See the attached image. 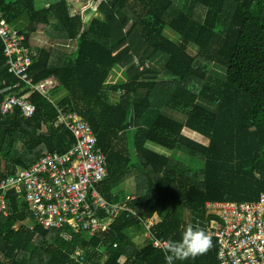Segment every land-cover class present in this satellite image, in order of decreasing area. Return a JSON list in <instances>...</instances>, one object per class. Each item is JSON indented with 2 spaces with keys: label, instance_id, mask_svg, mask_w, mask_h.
<instances>
[{
  "label": "trees",
  "instance_id": "16d2710c",
  "mask_svg": "<svg viewBox=\"0 0 264 264\" xmlns=\"http://www.w3.org/2000/svg\"><path fill=\"white\" fill-rule=\"evenodd\" d=\"M67 1L0 0V18L34 49L32 80H59L52 102L24 84L11 89L19 77L0 38V181L45 153L71 148L76 138L55 125L62 109L88 121L106 154L105 198L125 200L130 180L136 199L115 219L97 210L109 223L104 234L64 238L35 223L23 196L9 191L0 264H165L152 240L136 241L148 219L159 218L155 238L179 240L190 223L208 230V202L254 201L264 193V0H103L101 17L88 23L71 15ZM40 31L50 45L35 47ZM71 42L75 47L63 48ZM13 94L35 105L30 118L19 108L2 113ZM212 240L206 254L177 264H218Z\"/></svg>",
  "mask_w": 264,
  "mask_h": 264
},
{
  "label": "built area",
  "instance_id": "2783aa9c",
  "mask_svg": "<svg viewBox=\"0 0 264 264\" xmlns=\"http://www.w3.org/2000/svg\"><path fill=\"white\" fill-rule=\"evenodd\" d=\"M101 0H76L77 12L97 14ZM81 4V5H80ZM0 38L4 43L9 70L18 75L19 80L11 87L17 89L24 84L29 94L38 93L53 101L51 91L59 85V80L48 76L33 81L28 73L32 63V49L24 44L25 36L11 26L5 18H0ZM21 110L23 118H30L35 105L26 97L7 95L2 104L3 114ZM55 125H64L76 138V142L64 153H45L28 167H18L11 176L0 181V215L9 214L5 194L15 191L26 202L33 221L45 228L60 230L64 238L70 233L89 232L92 236L104 234L109 223L97 216L103 210L110 219H115L136 199L135 194L127 193L120 203L108 201L100 187L109 176L106 154L98 146V138L88 123L78 113L59 110ZM207 212L213 215L207 233L217 241L218 264H264V193L254 201H218L206 204ZM146 221V239L157 246L163 239L151 233L155 224ZM81 255L80 252L77 256Z\"/></svg>",
  "mask_w": 264,
  "mask_h": 264
},
{
  "label": "clouds",
  "instance_id": "9594fccd",
  "mask_svg": "<svg viewBox=\"0 0 264 264\" xmlns=\"http://www.w3.org/2000/svg\"><path fill=\"white\" fill-rule=\"evenodd\" d=\"M157 246L161 247L164 254L165 264H177L178 261L194 260L198 256L206 254L213 247L212 236L198 224L183 226L179 240H167L161 245L159 240Z\"/></svg>",
  "mask_w": 264,
  "mask_h": 264
},
{
  "label": "rangeland",
  "instance_id": "374dc122",
  "mask_svg": "<svg viewBox=\"0 0 264 264\" xmlns=\"http://www.w3.org/2000/svg\"><path fill=\"white\" fill-rule=\"evenodd\" d=\"M38 2H36V4L37 5H42V4H44L45 6H48L50 3H53V2H56V1H59V0H37ZM102 2H103V0H101ZM67 3H68V5H69V9H71L72 10V12H77V9L80 7V6H77L75 3H76V0H68L67 1ZM81 5V4H80ZM101 5V4H100ZM99 3L98 2H95V7H98V9L100 8L99 6ZM80 8H82V6L80 7ZM78 10H80V9H78ZM95 17H101V15L100 14H94L93 12L91 13V14H87L86 15V13L83 15V20L86 22V23H88L89 21H91L93 18H95ZM166 34H167V36L170 38V39H172V40H174V41H177L178 39H177V36L175 35V33H173L171 30H166ZM34 36H35V40L34 39H32V42L34 43V45H35V47H38V46H47L48 44L50 45V41H49V39H48V35L45 33V31H40V32H38V33H34ZM66 45L68 46V48H73V47H75V43H69V44H65V46H63V48H65V49H67L66 48ZM52 46L53 47H57L58 46V44H52ZM59 47V46H58ZM190 51L192 52V53H196V48H190ZM117 78H118V76H117ZM196 79V78H195ZM197 81H200V82H202L201 80H199V79H196ZM117 97H118V95L117 94H114V95H112V99H117ZM188 131V130H187ZM185 132H186V130H185ZM187 134L189 133V135H190V133H191V131H188V132H186ZM193 133V135H194V132H192ZM120 133L118 132V135H119ZM117 135V136H118ZM194 137H196V136H194ZM199 137V136H198ZM116 139V138H115ZM204 142H206L207 143V140H203ZM23 148H22V143H20L19 142V144L17 145V150H22ZM124 188L126 189V192L127 193H133V194H135V184H134V182L133 181H130V180H128L127 182H126V184H125V186H124ZM126 193V194H127ZM151 222H154V223H157V222H159V218H158V216L157 215H154L152 218H151V220H150ZM31 226V225H30ZM136 241L138 242V244L140 245V246H143V245H145L146 243H147V239H146V237H145V234L144 235H140V236H137L136 237ZM30 248L31 249H33V246H30ZM106 251V249L104 250V252ZM103 252V253H104ZM75 257H78L77 255L75 256ZM125 260V258L124 257H122L121 258V261H124Z\"/></svg>",
  "mask_w": 264,
  "mask_h": 264
},
{
  "label": "bare ground",
  "instance_id": "6f19581e",
  "mask_svg": "<svg viewBox=\"0 0 264 264\" xmlns=\"http://www.w3.org/2000/svg\"><path fill=\"white\" fill-rule=\"evenodd\" d=\"M11 25V24H10Z\"/></svg>",
  "mask_w": 264,
  "mask_h": 264
}]
</instances>
